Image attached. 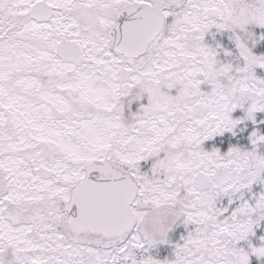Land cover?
Returning <instances> with one entry per match:
<instances>
[{
  "label": "snow or ice",
  "instance_id": "snow-or-ice-1",
  "mask_svg": "<svg viewBox=\"0 0 264 264\" xmlns=\"http://www.w3.org/2000/svg\"><path fill=\"white\" fill-rule=\"evenodd\" d=\"M0 264H264V0H0Z\"/></svg>",
  "mask_w": 264,
  "mask_h": 264
}]
</instances>
